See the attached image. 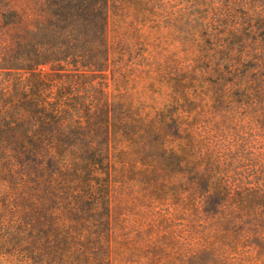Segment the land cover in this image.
Wrapping results in <instances>:
<instances>
[{
  "label": "trees",
  "instance_id": "obj_1",
  "mask_svg": "<svg viewBox=\"0 0 264 264\" xmlns=\"http://www.w3.org/2000/svg\"><path fill=\"white\" fill-rule=\"evenodd\" d=\"M113 3L0 0V264H264V0H161L153 117L110 91ZM131 153L161 178L140 226Z\"/></svg>",
  "mask_w": 264,
  "mask_h": 264
},
{
  "label": "rangeland",
  "instance_id": "obj_2",
  "mask_svg": "<svg viewBox=\"0 0 264 264\" xmlns=\"http://www.w3.org/2000/svg\"><path fill=\"white\" fill-rule=\"evenodd\" d=\"M118 2H121L120 7L111 10L107 35L113 57L117 58L119 46L124 49L125 55L118 68L119 80L111 84L110 91L133 112L153 117L172 102V90L161 76L166 67L180 60L183 54L178 52L177 46L163 38L161 0L156 1L159 4L156 14L149 12L146 0ZM48 73L49 67L42 68L43 75ZM121 148L128 150L125 145ZM129 159L136 162L127 166L132 179L127 184L122 201L129 208L130 224L140 226L145 220V212L161 207V178L158 184L148 185L143 176L152 172L150 160L143 164L136 153L129 154Z\"/></svg>",
  "mask_w": 264,
  "mask_h": 264
}]
</instances>
